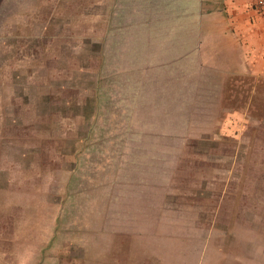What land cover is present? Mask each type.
<instances>
[{"label":"crops","instance_id":"crops-1","mask_svg":"<svg viewBox=\"0 0 264 264\" xmlns=\"http://www.w3.org/2000/svg\"><path fill=\"white\" fill-rule=\"evenodd\" d=\"M81 7L0 0V264H264L257 0Z\"/></svg>","mask_w":264,"mask_h":264},{"label":"rangeland","instance_id":"rangeland-1","mask_svg":"<svg viewBox=\"0 0 264 264\" xmlns=\"http://www.w3.org/2000/svg\"><path fill=\"white\" fill-rule=\"evenodd\" d=\"M74 1H76V2H78V1H82L83 2V6H85V7H81V8H76V10H75V12L73 13L74 15H80V14H82V15H89L90 16V18L91 19H93V18H95V16H96V14H97V11H98V7H92V6H97V2H98V0H74ZM107 1H109V2H111V0H107ZM137 1V4H142V5H145V2H146V0H134V2H136ZM118 4H121V0H118ZM87 5H90V7H87ZM74 9V8H73ZM81 9V10H80ZM78 10H80V11H78ZM112 13H113V11H112ZM118 13H119V11H117V14L116 15H118ZM1 16V15H0ZM115 18H116V16H115ZM1 20V19H0ZM117 20H118V22H119V24L117 23L116 25H115V27H113L112 28V30H111V32H112V35H116V34H121V31H122V27H121V19H120V17H117ZM114 21H116V19H114V16H113V20L111 19V25H113V22ZM117 22V21H116ZM117 26H118V28H117ZM126 27V25L124 26V28ZM0 35H2V33H1V31H0ZM1 49H2V46H1V44H0V69L4 66V65H8L9 63H10V59L9 60H4L5 58H7L8 59V55H9V53L7 52V51H1ZM8 50L10 49L9 47L7 48ZM33 66V64L32 65H30V66H28V67H32ZM14 77H12V76H9V77H2V75L0 74V99L2 98V95L4 96V98H5V96L7 95V92H5L6 91V88H5V86H4V84H5V82H7L6 80H9V82H13V79ZM32 79V78H31ZM14 93H13V91H12V87H11V89H10V95L12 96ZM29 95H32V92L31 93H29ZM23 100H26V102H27V99H26V97L23 99ZM11 101V100H10ZM30 101L32 102L33 100L32 99H30ZM25 102V103H26ZM12 103V102H11ZM24 103V104H25ZM23 107H24V109H23V115H32V111L34 110V109H31L30 107H27V108H30V109H27L26 110V104L25 105H23ZM9 109H10V112L11 113H13V105L11 104V106L9 107ZM0 116H1V109H0ZM5 126L6 127H8L9 128V126H10V128H9V132H15V131H17L18 130V128H16V127H13L12 125H5V124H0V132H3V131H5ZM26 131H33V129H32V125H27L26 124ZM48 133L51 131H60L61 132V125H59V128L58 129H55V127L54 126H51L50 127V125H48ZM43 128H44V126H43ZM93 129H92V133H96L97 134V138L96 137H94V139H89L88 141H86L85 143L86 144H89L90 146H92V145H96V144H98V142H99V137H100V140L102 139V144L103 143H105V144H109L111 147H113V142H112V140H110L108 137H110L111 135H113V133H114V131L115 130H117L118 128H119V125H114V124H104V125H98V124H95V125H93V127H92ZM23 131V130H22ZM99 133H101L102 134V136H98V134ZM42 142V144H46V142H48L47 140H42L41 141ZM52 142H56V143H62V142H64V143H67V144H72V141H68V140H60V139H58V140H56V141H53L52 140ZM68 145V146H69ZM44 146V145H43ZM82 147V146H81ZM42 155H41V157H42V159H43V161H48V160H50L49 159V157L44 153V150H42V153H41ZM78 157H77V159H78V161H81V162H83V155H81V153L79 154V155H77ZM27 159H29V157H27ZM64 159H67V157H58V160H57V164L58 165H62V160H64ZM94 159H95V161L94 162H97V160H98V157H94ZM51 160H53V159H51ZM64 162V161H63ZM66 163L68 164V159L66 160ZM64 165H65V163H63ZM60 180V179H59ZM61 181V180H60ZM65 185V183L64 182H59V184H58V186L59 187H61V186H64ZM80 205V203H76L75 202V205L73 206L74 207V211L75 210H78V206ZM69 210V209H68ZM67 210V211H68ZM48 224V223H47Z\"/></svg>","mask_w":264,"mask_h":264},{"label":"built area","instance_id":"built-area-1","mask_svg":"<svg viewBox=\"0 0 264 264\" xmlns=\"http://www.w3.org/2000/svg\"><path fill=\"white\" fill-rule=\"evenodd\" d=\"M257 7L264 14V0H257Z\"/></svg>","mask_w":264,"mask_h":264}]
</instances>
